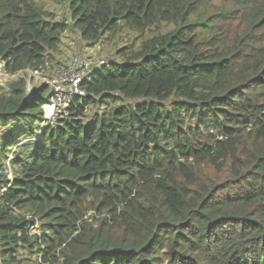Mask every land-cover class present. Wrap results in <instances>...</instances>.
<instances>
[{"label":"trees","instance_id":"1","mask_svg":"<svg viewBox=\"0 0 264 264\" xmlns=\"http://www.w3.org/2000/svg\"><path fill=\"white\" fill-rule=\"evenodd\" d=\"M55 2L0 0L8 74L66 32L114 57L40 139L49 88L0 92V264H264V0Z\"/></svg>","mask_w":264,"mask_h":264},{"label":"rangeland","instance_id":"2","mask_svg":"<svg viewBox=\"0 0 264 264\" xmlns=\"http://www.w3.org/2000/svg\"><path fill=\"white\" fill-rule=\"evenodd\" d=\"M50 11L54 12L55 17L58 19L62 17V14L65 12V7L63 4L57 5L55 0H41ZM66 35L69 37H64L62 47H59L57 53L52 54L53 60L50 62H46V67H42L39 71H31L26 70L24 72L8 74L4 70L3 63L0 62V92H6L8 89V82L12 79H17L19 77L25 78L26 81V90L24 94L28 95L31 93L34 86L45 85L50 90V101L47 103H43L40 107L39 115V130L37 132L36 139L41 138V131L45 127L48 126V123L55 124L56 119L60 112H62L65 103L68 101L69 96L71 95V73H76V69H81L87 67L94 63H98V61L107 59L108 57H114V48L112 46L105 45H96V46H80L78 44V35L77 31L66 32ZM133 37V35H131ZM123 42V40L117 41V44ZM119 44L118 46H121ZM79 55L83 57V60H79ZM80 67V68H79ZM24 95V99L26 98ZM56 95L60 96L59 100H56ZM56 101V107L52 106V103ZM52 108V109H50ZM94 109H91L89 113H87L86 117L82 119L83 124L86 126L92 119V115L94 113ZM24 123L21 121L19 126H22ZM14 124H10L7 126L6 131L10 130ZM28 140V135H20L18 137V141L14 142V140L9 145L10 152L7 154L8 160L14 154L15 151L20 149L22 144H24ZM22 150V149H20ZM8 167V168H7ZM5 171L2 173L8 179L13 178V170L14 168L11 165L7 166ZM5 188H3L4 190ZM30 235H39L40 228L38 225L33 224L29 229Z\"/></svg>","mask_w":264,"mask_h":264},{"label":"built area","instance_id":"3","mask_svg":"<svg viewBox=\"0 0 264 264\" xmlns=\"http://www.w3.org/2000/svg\"><path fill=\"white\" fill-rule=\"evenodd\" d=\"M79 60L82 61L83 59H81V58L79 57ZM103 63H104V60L98 61V63H94V64H93V62H92V64L87 65V67L82 68V66H80L81 69H76V71L79 70L78 72H76V73H71L70 78H71V90H72V92H71V95H70L69 97H71L72 95L83 96L84 93H83L82 91L79 90V85H80V83H81L83 80H85V79H89V78L91 77V75H90V71H91L92 69L99 68ZM80 67H79V68H80ZM59 99H60V96H59V95H56V100H59ZM56 103H57V102L54 101V102L52 103V106H53V107H56ZM50 109H52V108H50ZM34 226H35V224H34Z\"/></svg>","mask_w":264,"mask_h":264}]
</instances>
